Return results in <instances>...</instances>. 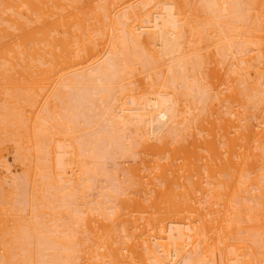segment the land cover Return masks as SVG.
I'll return each mask as SVG.
<instances>
[{
  "label": "bare ground",
  "instance_id": "1",
  "mask_svg": "<svg viewBox=\"0 0 264 264\" xmlns=\"http://www.w3.org/2000/svg\"><path fill=\"white\" fill-rule=\"evenodd\" d=\"M0 264H264V0H0Z\"/></svg>",
  "mask_w": 264,
  "mask_h": 264
},
{
  "label": "rangeland",
  "instance_id": "2",
  "mask_svg": "<svg viewBox=\"0 0 264 264\" xmlns=\"http://www.w3.org/2000/svg\"><path fill=\"white\" fill-rule=\"evenodd\" d=\"M13 154H14L13 148L8 146L7 150H6V158L9 162V166H12V168H13V169L11 168V173H12V175H20V173H21L20 167L16 163L13 162L15 159Z\"/></svg>",
  "mask_w": 264,
  "mask_h": 264
}]
</instances>
